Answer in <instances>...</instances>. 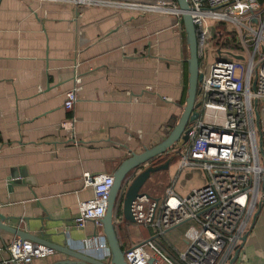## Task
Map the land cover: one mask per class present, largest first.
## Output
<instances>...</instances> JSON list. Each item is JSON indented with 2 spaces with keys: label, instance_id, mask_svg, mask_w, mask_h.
I'll return each instance as SVG.
<instances>
[{
  "label": "crops",
  "instance_id": "1",
  "mask_svg": "<svg viewBox=\"0 0 264 264\" xmlns=\"http://www.w3.org/2000/svg\"><path fill=\"white\" fill-rule=\"evenodd\" d=\"M187 56L185 33L171 16L91 7L78 18L66 5L2 0L0 214L22 240L53 248L33 264L70 261L67 251L109 260L97 249L101 226L73 223L78 202L93 196L83 174H112L128 151L164 138L182 111ZM76 64L81 90L66 110ZM73 115L78 144L60 126ZM18 178L27 182L15 184ZM167 185L170 175L162 194L144 190L159 199ZM256 211L234 264H264V204ZM116 230L123 249L150 236L122 208ZM14 237L21 239L0 230L4 245Z\"/></svg>",
  "mask_w": 264,
  "mask_h": 264
},
{
  "label": "built area",
  "instance_id": "2",
  "mask_svg": "<svg viewBox=\"0 0 264 264\" xmlns=\"http://www.w3.org/2000/svg\"><path fill=\"white\" fill-rule=\"evenodd\" d=\"M21 1L70 6L78 18L91 7L167 15L181 31L182 14L190 15L201 73L198 116L188 125L183 148L175 154L173 148L170 154L177 156L178 171L198 169L204 181L180 194L174 179L162 198L137 196L130 206L132 219L149 229L150 236L123 249L124 259L126 264H146L156 252L163 257L162 264H228L241 249L256 210L264 204V0H186L187 11L176 0ZM207 40L216 53L211 62L207 61ZM77 65L73 85L64 93L66 110L74 107L81 90ZM75 123L73 115L60 126L78 144ZM133 153L137 152L128 151L127 157ZM112 182V174H83L82 184L91 188L93 196L78 202L76 227L101 226ZM182 224L184 246L171 247L175 262L154 239ZM98 248L110 256L102 237ZM53 252L51 247L14 237L5 245L0 241V264H33Z\"/></svg>",
  "mask_w": 264,
  "mask_h": 264
},
{
  "label": "water",
  "instance_id": "3",
  "mask_svg": "<svg viewBox=\"0 0 264 264\" xmlns=\"http://www.w3.org/2000/svg\"><path fill=\"white\" fill-rule=\"evenodd\" d=\"M176 1L180 9L183 11L188 10L189 6L186 0ZM1 2L2 0H0V4ZM182 24L188 49V56L186 59L187 94L185 102L182 105V111L176 124L162 140L157 141L151 147H146L142 151L133 153L122 159L112 173L113 182L109 190L104 214L100 220L102 233L109 249V260L104 262L94 256L67 251L65 253L73 259L58 264H126L124 252L116 232V221L114 218L116 203L121 198L123 218L133 222L130 211L131 203L137 196L143 194L149 196L147 192L143 191L144 184L152 174L166 170L170 165V160H165L159 165H153L152 162L157 157L170 152L179 142H182L184 145L188 140V125L198 116V112L196 111L198 106L196 96L199 92L198 83L201 80V73H199L195 27L190 15L186 12L182 14ZM134 173L135 175L132 177ZM10 177L12 178V176ZM18 179V183L15 184L27 182L26 179ZM257 212L258 211L255 212L253 220L258 214ZM4 220L5 217L0 214V230L15 233L18 237L24 239L25 236L23 234L16 232L6 225ZM245 240L246 236L243 237V243ZM239 251L240 248L237 249L228 264H234L236 262ZM162 262L163 257L154 252L151 254L146 264H162Z\"/></svg>",
  "mask_w": 264,
  "mask_h": 264
},
{
  "label": "rangeland",
  "instance_id": "4",
  "mask_svg": "<svg viewBox=\"0 0 264 264\" xmlns=\"http://www.w3.org/2000/svg\"><path fill=\"white\" fill-rule=\"evenodd\" d=\"M213 22L209 23V26L212 25ZM206 53H207V61L211 62L216 58V53L215 51L212 49V45L209 42V40H207L206 42ZM183 148V144L182 142H179L175 147H174V154L176 153V151H180V149ZM171 151V150H170ZM162 172V173H161ZM165 172V173H163ZM135 175V173L132 175V177ZM167 175H170V184H172V182L175 181V188L180 191L183 192L187 189H192L194 187L200 186L204 180H202L201 176V172L198 169L195 168H188L187 169H183L182 171H178V166L177 163L174 162L172 164H170L167 168L166 171H158L155 174H152L150 176V178L148 179V182H146V186H143V191L146 190H150L151 188H149L148 186H153L155 188L154 192L157 193H161L162 194V189L165 183V179L167 178ZM144 184V185H145ZM147 192V191H145ZM160 194V196H161ZM183 194V193H180ZM185 225H179L178 227L174 228L173 230L170 231V233L168 234L167 238L170 241V246H176L177 248H182L184 246L183 241L181 240V234L183 232ZM166 244L168 243L167 241H165Z\"/></svg>",
  "mask_w": 264,
  "mask_h": 264
},
{
  "label": "trees",
  "instance_id": "5",
  "mask_svg": "<svg viewBox=\"0 0 264 264\" xmlns=\"http://www.w3.org/2000/svg\"><path fill=\"white\" fill-rule=\"evenodd\" d=\"M230 46V45H227ZM186 94H187V72H185V83H184V87L182 89V93H181V97H180V102L182 104H184L185 102V98H186ZM179 115L173 116L170 119V122L167 124V130L165 131V136L169 133V131L171 130V128L176 124ZM164 136V137H165ZM165 157L163 159H161L159 162H162L163 160H170V164L176 162L177 160V156H174L172 154H170V152L165 153L164 154ZM121 214V198L118 200V202L116 203L115 209H114V218L115 221L119 218ZM116 225V224H115ZM117 232V230H116ZM165 238L164 237H158L154 239V242L156 244V246L170 259H172L173 261L176 262V253L175 251L171 248L170 244H166L165 242ZM122 247V246H121ZM123 249V248H122Z\"/></svg>",
  "mask_w": 264,
  "mask_h": 264
},
{
  "label": "flooded vegetation",
  "instance_id": "6",
  "mask_svg": "<svg viewBox=\"0 0 264 264\" xmlns=\"http://www.w3.org/2000/svg\"><path fill=\"white\" fill-rule=\"evenodd\" d=\"M165 157V155H161L159 157H157L152 163L153 165H159V164H162L164 162V160L162 162H159L161 159H163Z\"/></svg>",
  "mask_w": 264,
  "mask_h": 264
}]
</instances>
